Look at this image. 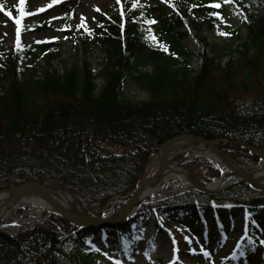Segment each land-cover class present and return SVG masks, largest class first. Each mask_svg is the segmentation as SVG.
Segmentation results:
<instances>
[{
    "label": "trees",
    "instance_id": "16d2710c",
    "mask_svg": "<svg viewBox=\"0 0 264 264\" xmlns=\"http://www.w3.org/2000/svg\"><path fill=\"white\" fill-rule=\"evenodd\" d=\"M156 3L153 10L129 7L122 22L100 17L98 27L82 33L100 49L96 69L79 61L19 77L18 59L35 60L49 47L1 56L0 191L27 182L63 187L87 216L99 218L125 206L152 154L175 136L264 149V0ZM216 3L219 8L210 6ZM227 14L239 19L243 32L231 33L232 41L208 40L205 34L224 26ZM189 38L194 49L184 45ZM127 85L145 98L129 99ZM217 147L238 163L258 161L245 148ZM200 165L198 177L220 176L213 164ZM211 205L257 212L264 191L247 183L218 193L189 191L143 204L115 225L78 227L51 214L17 237L0 232V264H97L102 251L89 235L106 233L105 252L130 254L144 211L159 206L196 221ZM247 235L259 239L253 229Z\"/></svg>",
    "mask_w": 264,
    "mask_h": 264
},
{
    "label": "rangeland",
    "instance_id": "374dc122",
    "mask_svg": "<svg viewBox=\"0 0 264 264\" xmlns=\"http://www.w3.org/2000/svg\"><path fill=\"white\" fill-rule=\"evenodd\" d=\"M138 5H146L153 10L157 3L156 0H24L25 15L21 16L20 0H0V58L21 47L46 45L49 52L41 53L35 60L32 57L18 59L16 72L19 77L32 72L39 73L48 67L61 71L79 61H86L96 69L102 57L100 49L89 43L86 36L82 37V33L98 27L100 17L109 19L115 16L122 22L127 9ZM18 19L19 33L16 23ZM227 19L224 26L205 34L208 40L232 41L234 38L231 33L239 28L243 32L237 17L231 15ZM184 45L189 49L195 48L190 38L184 41ZM193 64L197 66L198 61L194 60ZM125 92L132 100H141L146 96L128 85ZM213 147L223 158L234 160L217 146ZM257 158L256 163L249 165L236 162L245 167L260 169L264 165L260 164V156ZM182 160L187 163L181 168L194 175L196 169L201 167L200 164L211 163L205 159L189 158V154L184 153L167 163V166ZM192 189L169 185L159 195L148 200L161 202L169 196ZM144 212L140 217L138 236L128 245L130 254L121 255L118 250L105 252V246L111 240L106 233L89 235V240L97 242V248L102 251L97 264H264V245H251L247 250L240 247L247 229L252 228L257 236H264V209L249 213L245 207L213 208L210 212H201V220L196 221L188 215H181L178 211L169 212L159 206ZM46 214L43 212L35 222H27L17 229L8 227L3 231L15 237L23 230L37 225ZM28 215L35 216V213L25 207L15 211L16 218ZM223 248L226 252H223ZM206 252L208 255H205Z\"/></svg>",
    "mask_w": 264,
    "mask_h": 264
},
{
    "label": "bare ground",
    "instance_id": "6f19581e",
    "mask_svg": "<svg viewBox=\"0 0 264 264\" xmlns=\"http://www.w3.org/2000/svg\"><path fill=\"white\" fill-rule=\"evenodd\" d=\"M184 153L189 154V158L205 159L215 164L221 172V176L212 181H203L194 177L192 174L184 170L173 162L167 166V163L173 161L179 155ZM260 164L264 165V155H260ZM165 166V168H164ZM165 169V170H164ZM250 180L253 183L264 188V167L250 168L243 165H236L233 162L217 155L211 147L203 145H191L187 139H176L167 150H159L153 155L149 162L142 184L146 187L140 194L136 202L133 204L132 211L137 212L138 203L141 199H149L163 192L169 185H181L186 188L201 187L205 190H219L233 183ZM16 196L13 192L0 193V229L19 228L27 222H35L43 212L55 211L50 200L56 203L64 212L72 217H82L81 212L72 197L65 191L59 188L48 190L47 196L40 190L29 187L25 188L15 207L7 209L6 204L15 200ZM30 208L33 215L24 216L21 218L15 217V211L19 208ZM109 215V216H108ZM121 212L116 214H107L110 220H118ZM226 252V249H222Z\"/></svg>",
    "mask_w": 264,
    "mask_h": 264
},
{
    "label": "water",
    "instance_id": "95a60500",
    "mask_svg": "<svg viewBox=\"0 0 264 264\" xmlns=\"http://www.w3.org/2000/svg\"><path fill=\"white\" fill-rule=\"evenodd\" d=\"M179 138H184V139H187L190 143H195V144H200V145H203L205 147H211L213 149V151L221 156V153H219L213 146L216 145V144H223V145H231V146H236V147H243L247 150L250 151V153H252L253 155L255 156H260V155H264V150H256L244 143H241V142H227L225 140H204L202 138H198L196 136H192V135H178V136H175L173 138H171L170 140L166 141L162 146H161V150H167L168 147L176 140V139H179ZM226 160H229L231 162H233L234 164L236 165H239L238 163H236L233 159L227 157ZM165 168V166H164ZM165 170V169H164ZM192 174V173H191ZM193 175V174H192ZM142 181L143 179L140 180V183L138 185V188L136 190V192L131 196L130 200L127 202V204L125 205V207L121 210V215H120V219L121 220H124L126 217H128L131 212H132V207H133V204L136 202V199H138V197L140 196V194L144 191L146 185L144 186L142 184ZM240 182H247V183H250L256 187H258L259 189L261 190H264L263 187L253 183L252 181L250 180H244V181H240ZM239 182H236V183H233L229 186H226L225 188H222V189H219V190H211V191H208V190H205L201 187H195L196 190L200 191V192H204V193H212V192H217V191H222L228 187H231L235 184H237ZM29 187H34L38 190H40L44 195L47 196V192L48 190H50L51 188H48V187H45L39 183H36V182H27L21 186H18L14 189H11V190H8V191H3V192H13L14 195L16 196L15 200L11 201V202H8L6 204V207L7 209H10L12 207H15L17 205V202L21 196V193L23 192V190L25 188H29ZM63 191L65 192H68L67 190L65 189H62ZM50 200V203L51 205L54 207L55 211H53L54 213H57L58 215H60L62 218H64L65 220L69 221L70 223H73L75 225H85L86 223H90V222H97V223H102V222H109L108 219H105V220H102V219H93V218H90V217H87V216H82V217H72L71 215H68L66 212H64L56 203L52 202L51 199ZM145 200L144 199H141L138 203V206H140L142 203H144ZM3 218L0 217V220H2ZM1 231V230H0ZM8 235V234H7Z\"/></svg>",
    "mask_w": 264,
    "mask_h": 264
},
{
    "label": "snow or ice",
    "instance_id": "6c2138e0",
    "mask_svg": "<svg viewBox=\"0 0 264 264\" xmlns=\"http://www.w3.org/2000/svg\"><path fill=\"white\" fill-rule=\"evenodd\" d=\"M118 2H119V0H118ZM166 2H167V0H166ZM225 2H229V0H225ZM23 3H24V0H20V4H21V16L25 15V13H24V11H23ZM210 6H211V7H214V8H219V7H220V4L216 3V4H212V5H210ZM41 10H43V9H37V11H41ZM212 15H217V16H219V13L214 12V13H212ZM16 23H17V25H18V27H17V32L19 33V31H20V29H19L20 20L18 19V20L16 21ZM149 23H154V21H149ZM121 27H123V25H121ZM221 34H222V35H226V33H221ZM165 50H166V49H165ZM253 223H255V221H253ZM260 243H261V244H264V240H262ZM205 255H208V253L206 252Z\"/></svg>",
    "mask_w": 264,
    "mask_h": 264
}]
</instances>
